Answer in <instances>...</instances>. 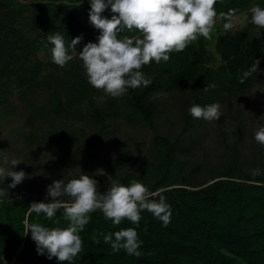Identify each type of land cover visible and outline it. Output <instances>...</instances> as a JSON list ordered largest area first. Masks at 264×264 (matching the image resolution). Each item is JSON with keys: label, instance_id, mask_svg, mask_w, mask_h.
Here are the masks:
<instances>
[{"label": "trees", "instance_id": "1", "mask_svg": "<svg viewBox=\"0 0 264 264\" xmlns=\"http://www.w3.org/2000/svg\"><path fill=\"white\" fill-rule=\"evenodd\" d=\"M254 5L264 7V0H216L211 31ZM89 8L88 0H0V113L23 118L31 143L46 135L87 152L80 168L84 174L108 175L123 184L142 182L166 198L172 216L162 226L145 210L137 227L127 219L113 225L97 210L80 232L83 247L73 264H264V145L245 137L242 108L247 92L264 77V29L250 22V12L244 28L216 38L217 60L207 48V37L200 36L184 50L170 53L167 62L144 65L148 86L113 98L88 82L77 54L64 67L52 61L50 35H64L66 44L82 36L77 52L85 43L96 42L99 30L89 22ZM102 15L110 18L112 13L105 9ZM41 50L47 51L46 60L37 58ZM255 59L259 71L241 83L239 77ZM209 83L216 87L205 92ZM14 94L17 102L11 99ZM213 102L224 108L217 120L223 149L214 160L203 149L209 121L194 119L188 111L193 103ZM226 116L233 120L235 136L222 131ZM171 120L174 128L164 127ZM122 121L151 130L136 168L131 167L134 155L127 148L108 160L94 153ZM81 122L89 124V134L70 127ZM254 169L259 174H253ZM43 188L27 181L3 197L0 264H58L55 257L38 255L30 233L24 234L30 223L68 225L63 208L50 220L43 214L29 215L32 202L48 199ZM128 227H136L142 241L140 256L124 249L114 252L104 242L105 234Z\"/></svg>", "mask_w": 264, "mask_h": 264}, {"label": "clouds", "instance_id": "2", "mask_svg": "<svg viewBox=\"0 0 264 264\" xmlns=\"http://www.w3.org/2000/svg\"><path fill=\"white\" fill-rule=\"evenodd\" d=\"M90 24L99 30L96 42H87L79 52L76 45L82 40L77 35L65 43L64 35L56 33L48 36L52 45V61L64 67L77 54L88 82L96 89L113 98L121 97L129 89L146 87L151 80L141 71L149 63L167 62L170 53L184 50L200 36L208 37L213 27L216 0H88ZM108 9L112 15L102 13ZM250 22L260 30L264 29V7L254 5L251 9ZM231 23L225 24L229 29ZM138 32L133 37H120L122 32ZM259 59L243 71L239 77L241 83L259 71ZM216 85L209 83L203 90L207 92ZM189 114L194 119L206 121L218 120L221 107L218 102L201 106L193 103ZM254 139L264 145V127L259 128ZM0 163V183L10 177L7 185L15 188L26 178L23 170H13L19 161L7 157ZM6 165V166H5ZM254 169L253 174H259ZM110 178V176H109ZM108 178V179H109ZM4 189H0V204L4 202ZM47 200L32 202L28 207L29 215L43 214L52 219L57 210L63 208V216L68 221L67 227H48L41 223H30L25 233H30L35 242L38 255L53 257L58 264H73L82 251L83 241L80 236L90 222L91 213L99 210L106 220L119 225L125 219L132 225L139 226L141 213L145 210L167 226L171 221L172 209L166 198L149 190L139 181L123 184L112 179L104 191H100L97 180L90 175L81 174L70 179H56L46 186ZM67 196L69 201L61 199ZM158 196V199L152 197ZM104 242L110 243L114 252L124 249L126 254L140 256L142 241L136 227L122 228L103 236Z\"/></svg>", "mask_w": 264, "mask_h": 264}, {"label": "rangeland", "instance_id": "3", "mask_svg": "<svg viewBox=\"0 0 264 264\" xmlns=\"http://www.w3.org/2000/svg\"><path fill=\"white\" fill-rule=\"evenodd\" d=\"M249 14L250 10L236 14L229 29L225 28V24H218L209 33L207 48L215 55L216 60L217 54L214 47L216 38L224 34H234L244 28L249 22ZM48 57L46 50H41L37 54V58L41 60H46ZM11 99L17 102L15 94ZM220 107L221 113L224 114V108ZM242 108L245 111L243 120L244 135L247 139L249 137L254 139L255 132L264 127V77L247 92L242 101ZM232 121L230 117L226 116V126L222 131L230 136H235V126ZM175 124V120H171L165 123L164 127L173 126L174 128ZM208 124L210 125L206 129L203 149L207 152V156L214 160L222 154L223 144H220L219 141L221 129L217 124V120L209 121ZM70 127L78 129L83 135L91 132L89 124L84 122ZM30 132V128L24 123L23 118H5L0 113V163L3 162V157H7L8 160L15 159L19 163L13 166V170H23L27 174L26 178L17 186L27 183V181H36L46 190V186L52 183L53 180L66 179L67 175L69 178H73L81 174L80 168L88 154L87 152L80 147H66L46 135L38 136L37 140L31 143L28 139ZM150 136L151 130L149 128L138 123L122 121V124L114 133L95 146L94 153L100 158L108 160L115 152L127 148L134 155L131 167L136 168L144 153L145 143ZM246 151H249V149H246ZM198 152L199 156L203 154L201 151ZM93 177L97 180L100 191H104L111 181L108 175L97 176L94 174ZM10 179V177H6L4 183H0V189H4L5 194L17 191L15 188H9L7 191L6 185H8Z\"/></svg>", "mask_w": 264, "mask_h": 264}]
</instances>
